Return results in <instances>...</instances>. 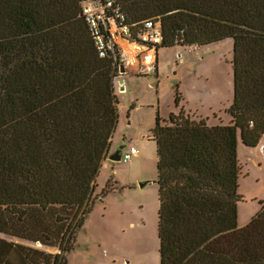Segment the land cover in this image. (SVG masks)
<instances>
[{
    "label": "trees",
    "instance_id": "1",
    "mask_svg": "<svg viewBox=\"0 0 264 264\" xmlns=\"http://www.w3.org/2000/svg\"><path fill=\"white\" fill-rule=\"evenodd\" d=\"M81 2L0 0V234L58 248L0 236V264L66 263L118 123ZM118 2L130 23L160 18L162 46L233 40L231 122L181 108L152 128L160 264H264V201L238 225V141L264 134V0Z\"/></svg>",
    "mask_w": 264,
    "mask_h": 264
},
{
    "label": "rangeland",
    "instance_id": "2",
    "mask_svg": "<svg viewBox=\"0 0 264 264\" xmlns=\"http://www.w3.org/2000/svg\"><path fill=\"white\" fill-rule=\"evenodd\" d=\"M232 57L233 40L225 39L201 46H160L157 71L151 74L141 75L122 65L125 73L133 74L132 78H125L134 82L135 87L120 99L125 111H120V122L112 138L118 146L124 144V149L137 147L139 157L127 163L111 161V170L105 168L99 172L100 186L93 192L95 198L104 195L106 189L102 185L107 178L116 176L123 186L110 183V190L115 192L107 194L104 202L92 205L75 234L65 264H160L159 186L155 182L157 145L152 137L157 113L167 120L171 113H178L184 107L191 113L198 109L199 115L207 117L210 123H229L228 108L233 100ZM120 66L118 73L114 69L113 82L121 76ZM182 92L185 95L177 106L176 94L182 96ZM238 160L241 171L238 193L243 197L238 203V224L244 226L264 201V145L240 146ZM141 182L147 183L141 187ZM0 236L46 253L58 252L55 246Z\"/></svg>",
    "mask_w": 264,
    "mask_h": 264
},
{
    "label": "built area",
    "instance_id": "3",
    "mask_svg": "<svg viewBox=\"0 0 264 264\" xmlns=\"http://www.w3.org/2000/svg\"><path fill=\"white\" fill-rule=\"evenodd\" d=\"M81 15L98 56L112 60L115 71L120 65L141 75L157 71V53L163 43L160 18L130 23L118 0H82ZM137 154L135 146L124 149L121 161L126 163Z\"/></svg>",
    "mask_w": 264,
    "mask_h": 264
},
{
    "label": "crops",
    "instance_id": "4",
    "mask_svg": "<svg viewBox=\"0 0 264 264\" xmlns=\"http://www.w3.org/2000/svg\"><path fill=\"white\" fill-rule=\"evenodd\" d=\"M157 57H158V53H157ZM157 63H158V58H157ZM125 76H131V78H132V76H133V74H130V73H125V74H123V75H121L119 78H118V80H117V82H114V94H115V96H116V100H117V108H118V114H119V117H118V124H119V122H120V111H125L124 110V107L120 104V99H121V97H124L123 96V94H126V93H131V92H133L134 91V82H127V79L125 78ZM123 79L124 80V82H123V84H124V86H125V89L123 90V91H120L119 90V88H120V83H119V80L120 79ZM183 92H182V96H181V98L183 97ZM185 95V94H184ZM195 95V94H194ZM135 107H137V105H134ZM140 107L138 106V108L137 109H139ZM183 109H184V111H185V113L186 114H188V115H190L191 117H193V118H197V119H206V121H207V123L208 124H210V125H215L216 123H210V121H209V119L206 117H203V116H201V115H199V110L198 109H196L195 110V112L194 113H191V112H188V110L187 109H185L184 107H182ZM190 110V109H189ZM231 122V121H230ZM229 122V123H230ZM217 124H224V123H217ZM228 124V123H227ZM114 134V133H113ZM111 144H110V148H109V150L107 151V153H106V155H105V157L103 158V160H102V164H101V167H100V171H103L105 168H110V170L112 169V167H111V161L112 160H110V155L116 150V148H117V144L114 142V139L113 138H111ZM242 145H244L242 142H241V140L239 139V141H238V155H239V151H240V146H242ZM264 145V134L262 135V137H261V139H260V142L258 143V145H256V146H254V147H257L258 146V148H261L262 146ZM134 157H139V155L138 156H134ZM133 157V158H134ZM261 158L263 159V153L261 152ZM155 161L157 162V157H156V159H155ZM112 162H114V161H112ZM116 163V162H115ZM127 163V162H126ZM103 169V170H102ZM114 170V169H113ZM156 170H157V167H156ZM99 171V172H100ZM241 172V171H240ZM157 173V172H156ZM99 176L100 175H98L97 176V178H96V181H95V186H94V190H96L99 186H100V184H99ZM107 181H106V184H104V185H102V188L104 187L106 190H105V193H104V195L103 196H99L98 198H95V194H93V197H92V202H91V204L93 205H95L96 203H99V202H104V198H106L107 196V194H109V193H112V192H115V189H113V191H111L110 190V183H113L114 185L113 186H123V184H122V182L116 177V176H114V177H111V178H107L106 179ZM125 185V184H124ZM103 188V189H104ZM108 189V190H107ZM95 192V191H94ZM95 198V199H94ZM93 199H94V201H93ZM103 199V200H102ZM250 221V220H249ZM248 221V222H249ZM131 225H133V223H130ZM242 224H244V223H240V224H238L240 227L242 226ZM246 225V224H245ZM159 255H160V253H159Z\"/></svg>",
    "mask_w": 264,
    "mask_h": 264
},
{
    "label": "water",
    "instance_id": "5",
    "mask_svg": "<svg viewBox=\"0 0 264 264\" xmlns=\"http://www.w3.org/2000/svg\"><path fill=\"white\" fill-rule=\"evenodd\" d=\"M120 72H121V75L125 74V70H124V67L122 65L120 66ZM123 82H124V80L121 78L119 80V83L121 84L120 85V88H119L120 91H123L125 89V86H124ZM124 148H125V145L124 144L118 146V148L110 155V157H109L110 160H112L114 162L121 161V154H122V151L124 150ZM146 183L147 182H141L140 183V186L142 187Z\"/></svg>",
    "mask_w": 264,
    "mask_h": 264
},
{
    "label": "bare ground",
    "instance_id": "6",
    "mask_svg": "<svg viewBox=\"0 0 264 264\" xmlns=\"http://www.w3.org/2000/svg\"><path fill=\"white\" fill-rule=\"evenodd\" d=\"M137 148V147H136ZM138 149V148H137ZM139 155V150H138V154L136 155V156H138Z\"/></svg>",
    "mask_w": 264,
    "mask_h": 264
}]
</instances>
